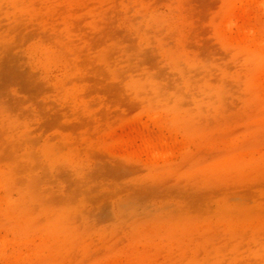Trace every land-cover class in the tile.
I'll return each instance as SVG.
<instances>
[{"label":"rangeland","instance_id":"1","mask_svg":"<svg viewBox=\"0 0 264 264\" xmlns=\"http://www.w3.org/2000/svg\"><path fill=\"white\" fill-rule=\"evenodd\" d=\"M0 264H264V0H0Z\"/></svg>","mask_w":264,"mask_h":264},{"label":"bare ground","instance_id":"2","mask_svg":"<svg viewBox=\"0 0 264 264\" xmlns=\"http://www.w3.org/2000/svg\"><path fill=\"white\" fill-rule=\"evenodd\" d=\"M7 208H9V207H7ZM7 210H8L7 212H8V215H9V216H11V217H13V218H14V217H16V218L18 217V218H19V216H18L19 213H17V212L15 211L14 208H12V209L10 208V209H7ZM22 219H23V217H22ZM15 221H16V220H15ZM15 243H18V242L15 241Z\"/></svg>","mask_w":264,"mask_h":264}]
</instances>
